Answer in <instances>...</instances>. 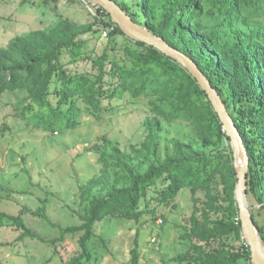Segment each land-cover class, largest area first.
Here are the masks:
<instances>
[{"label":"trees","instance_id":"16d2710c","mask_svg":"<svg viewBox=\"0 0 264 264\" xmlns=\"http://www.w3.org/2000/svg\"><path fill=\"white\" fill-rule=\"evenodd\" d=\"M56 1L36 3L52 11ZM115 1L137 22L135 6L144 27L189 56L216 89L248 155L246 197L254 198L258 211L264 210V0ZM91 6L93 21L61 17L51 27L18 34L0 47V98L25 92L13 105L11 119L48 133L78 128L85 114L101 119L106 112L126 111L128 103L142 104L148 111L144 139L124 148L103 137L95 146L100 172L79 186L78 223H51L44 200L32 211L57 227L59 237H40L20 214L0 212V222L7 220L19 230L17 240L39 239L55 251L67 234L78 235V253L65 264H87L96 258L90 243L98 238L105 243L97 233L103 219L137 223L149 213L163 222L164 215L150 208V199L169 206L189 189L194 203L179 235L186 248L162 264H251L234 198L230 138L205 90L173 57L126 36L102 6ZM102 30L108 37L102 52L87 53L83 36L101 35ZM80 60L89 66L70 67ZM176 122L191 126L193 133L174 136L167 144L164 132ZM9 123L2 122L1 132L10 130ZM217 185L221 200L214 191ZM199 192L203 199L197 197ZM250 211L264 244V219ZM231 235L237 246L226 242ZM139 257L137 231L129 264H139Z\"/></svg>","mask_w":264,"mask_h":264},{"label":"rangeland","instance_id":"374dc122","mask_svg":"<svg viewBox=\"0 0 264 264\" xmlns=\"http://www.w3.org/2000/svg\"><path fill=\"white\" fill-rule=\"evenodd\" d=\"M36 1L0 0V47L18 34L51 27L61 17L84 23L93 21L95 15L94 7L85 2L57 0L56 9L43 11ZM117 1L131 3L130 0ZM133 11L137 13V22L144 26L135 6ZM83 37L88 40L86 52L89 54H100L108 40L103 30L101 35L92 33ZM115 40L122 43L121 37ZM88 66L85 60L70 65L77 69ZM24 94L18 91L0 98V212L20 214L31 230L49 240L60 236L59 229L51 223L66 226L79 222V186L100 172L95 146L103 137L119 142L124 148L139 144L146 134L143 120L148 111L142 104L128 103L126 111L115 115L106 112L101 119L85 114L78 128L48 133L20 118L11 119L13 105ZM9 120L13 123H9L10 130L1 132L2 122ZM175 125L164 132L167 144L174 136L188 137L193 133L191 126L185 123ZM163 149L164 142L160 141V151ZM214 191L221 200V186H214ZM193 197L189 189H184L175 204L169 206L156 205L150 199V208H157L158 214L164 215L163 222L161 216L153 220L149 213L137 223L106 217L97 226V233L105 243L99 238L90 243L96 258L87 264H129L137 231L139 264H162L163 259L184 251L186 242L179 235L181 225L191 214ZM197 197L203 199V193L199 192ZM246 199L250 210L263 221L264 210L258 211L259 204L253 197ZM43 200L51 223L32 214ZM18 235L19 230L7 220L0 222V264H65L78 253V235L67 234L56 251L52 244L39 239L17 240ZM226 242L233 246L239 244L234 235L226 238Z\"/></svg>","mask_w":264,"mask_h":264},{"label":"water","instance_id":"95a60500","mask_svg":"<svg viewBox=\"0 0 264 264\" xmlns=\"http://www.w3.org/2000/svg\"><path fill=\"white\" fill-rule=\"evenodd\" d=\"M89 5L102 6L121 31L133 40L153 45L162 52L177 60L189 73L196 78L200 86L205 90L224 130L230 138V146L233 153V166L236 175L234 198L238 207V215L241 225V235L249 246L251 264H264V244L255 224L250 207L246 199V173L248 170V155L243 143V138L237 130L229 115L223 100L213 88L208 78L202 73L198 65L186 54L172 47L162 37L153 34L121 8L115 0H84Z\"/></svg>","mask_w":264,"mask_h":264}]
</instances>
